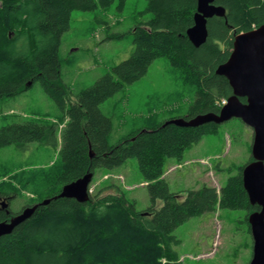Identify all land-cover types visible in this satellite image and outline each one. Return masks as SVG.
I'll use <instances>...</instances> for the list:
<instances>
[{"label":"trees","instance_id":"16d2710c","mask_svg":"<svg viewBox=\"0 0 264 264\" xmlns=\"http://www.w3.org/2000/svg\"><path fill=\"white\" fill-rule=\"evenodd\" d=\"M147 1L146 11L152 17L133 27L131 57L91 86L70 93L62 78L63 68L71 63L62 55V44L73 12L107 9L112 0H99V4L97 0H0V151L9 146L24 150L32 143L60 145L54 171L58 186L46 187L49 193L29 206L56 196L63 185L88 171L95 175L98 169L113 170L132 157L139 163L151 200L149 207L138 210L136 201L119 186L105 194L104 190L90 193L88 202L53 198L12 233L0 237V264H183L176 249L181 239L175 231L188 219L227 208L246 210L248 221L260 209L249 202L243 185L247 163L236 166L237 172L220 189L204 184L186 194L173 192L165 178L169 159L184 160L186 151L220 124L182 127L165 122L220 111L219 101L231 96L233 89L216 70L229 58L237 34L264 24V0H215L226 14L208 20V38L199 47L187 35L197 0ZM125 2L121 0L122 5ZM158 58L168 60L175 78L194 90L195 99L186 113L145 114L132 130L113 141L114 121L103 104L144 76ZM37 86L51 101L57 123L43 121L47 119L43 115V120L27 119L9 112L12 108L4 109ZM47 176L35 177L27 170L12 173L0 161V196L4 197L0 199L10 203L20 188L28 189L30 183ZM15 214L0 205V222Z\"/></svg>","mask_w":264,"mask_h":264},{"label":"rangeland","instance_id":"374dc122","mask_svg":"<svg viewBox=\"0 0 264 264\" xmlns=\"http://www.w3.org/2000/svg\"><path fill=\"white\" fill-rule=\"evenodd\" d=\"M147 4V0H126L123 5L121 0H112L107 9L100 7L94 11L73 12L71 28L64 34L62 44V55L72 64L63 68L62 79L67 91L78 92L91 86L111 72L114 65L131 57L134 51L133 27L152 17V13L146 11ZM108 32L120 36L110 38ZM175 77L168 60L158 58L144 76L126 84L122 91L103 104L105 113L114 121L113 141L132 130L135 122L145 114L153 112L166 117L173 111L187 112L195 99V92ZM9 108L13 109L9 112L27 119H41L43 115L47 117L41 119L43 121L58 122L52 103L40 86L31 88L19 102H11L4 109ZM252 140L253 130L241 119L233 118L220 124L216 132L205 135L199 143L191 146L184 160L169 159L166 174L170 189L182 194L204 184L220 189L228 177L237 172L236 166L249 162ZM59 149L60 145L32 143L28 149L9 146L0 151V161L12 173L27 170L35 177L48 174V178L30 183L28 189H19L9 203L14 213L21 212L29 203L49 193L46 187L54 185ZM16 185L20 187V183ZM114 186H119L128 199L136 201L138 210L151 205L147 182L136 158H129L113 170L98 169L90 185L91 194L103 190L104 194L113 192L116 190ZM2 201L6 200L0 199ZM161 205L159 202V207ZM246 214L244 209L221 208L192 217L180 225L175 233L181 239L176 249L182 263L249 264L253 237Z\"/></svg>","mask_w":264,"mask_h":264},{"label":"water","instance_id":"95a60500","mask_svg":"<svg viewBox=\"0 0 264 264\" xmlns=\"http://www.w3.org/2000/svg\"><path fill=\"white\" fill-rule=\"evenodd\" d=\"M226 8L216 5L215 0H197L194 24L187 30L190 41L199 47L208 38V20L213 16H225ZM216 73L224 76L233 89L218 113L199 114L189 120L179 117L165 122L182 127H196L205 123L222 124L239 118L253 130L251 153L253 160L242 171L243 185L249 202L258 205L259 210L248 216L253 237V254L249 264H264V24L237 34L229 58L220 64ZM246 98V101H241ZM93 173L63 185L56 196L45 198L39 203L25 207L8 221L0 222V237L10 234L22 222L29 219L41 205H47L53 198H75L79 202L90 199V184ZM3 208L7 201L0 202Z\"/></svg>","mask_w":264,"mask_h":264},{"label":"built area","instance_id":"2783aa9c","mask_svg":"<svg viewBox=\"0 0 264 264\" xmlns=\"http://www.w3.org/2000/svg\"><path fill=\"white\" fill-rule=\"evenodd\" d=\"M226 103V99H221L220 101H219V104L220 105H224Z\"/></svg>","mask_w":264,"mask_h":264},{"label":"bare ground","instance_id":"6f19581e","mask_svg":"<svg viewBox=\"0 0 264 264\" xmlns=\"http://www.w3.org/2000/svg\"><path fill=\"white\" fill-rule=\"evenodd\" d=\"M256 26H257V25H256ZM20 149H21V148H20ZM27 152H28V151H27ZM93 155H94V154H93V152L91 151V152H90V156L92 157ZM88 172H90V171H88ZM88 172H87V173H88ZM87 173H86V174H87ZM91 173H92V172H91ZM93 176H94V174H93ZM93 178H94V177H93ZM38 203H39V202H38ZM41 206H42V205H41Z\"/></svg>","mask_w":264,"mask_h":264},{"label":"crops","instance_id":"0c3cea01","mask_svg":"<svg viewBox=\"0 0 264 264\" xmlns=\"http://www.w3.org/2000/svg\"><path fill=\"white\" fill-rule=\"evenodd\" d=\"M170 163H171V161L169 162V164H170ZM166 173H167V172H166ZM166 173H165V178H166V179H168V176H167V174H166Z\"/></svg>","mask_w":264,"mask_h":264}]
</instances>
